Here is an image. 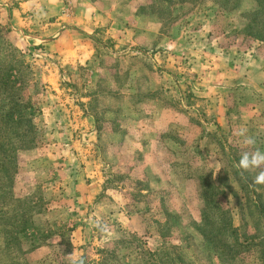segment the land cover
Here are the masks:
<instances>
[{"label":"rangeland","instance_id":"1","mask_svg":"<svg viewBox=\"0 0 264 264\" xmlns=\"http://www.w3.org/2000/svg\"><path fill=\"white\" fill-rule=\"evenodd\" d=\"M23 1L0 264H264V0Z\"/></svg>","mask_w":264,"mask_h":264},{"label":"trees","instance_id":"2","mask_svg":"<svg viewBox=\"0 0 264 264\" xmlns=\"http://www.w3.org/2000/svg\"><path fill=\"white\" fill-rule=\"evenodd\" d=\"M258 14V12H255ZM263 41L260 35L255 37ZM23 64L16 60L11 67L16 69L17 75L14 74L13 80H9V74L3 69L1 80L3 87L1 89L5 96L0 94V170L4 171L6 166L13 165V158L19 149H27L33 146L36 141L35 128L29 117L25 116V110L30 106L29 101H23L20 98V84L22 82V74L20 68ZM19 86L16 87V84ZM7 145L8 150L4 148ZM7 158V159H6ZM15 165V164H14ZM83 259V258H82ZM81 259V260H82Z\"/></svg>","mask_w":264,"mask_h":264},{"label":"crops","instance_id":"3","mask_svg":"<svg viewBox=\"0 0 264 264\" xmlns=\"http://www.w3.org/2000/svg\"><path fill=\"white\" fill-rule=\"evenodd\" d=\"M21 6H22L23 8H26V7L31 6V4H30V0H24V1L21 3Z\"/></svg>","mask_w":264,"mask_h":264}]
</instances>
